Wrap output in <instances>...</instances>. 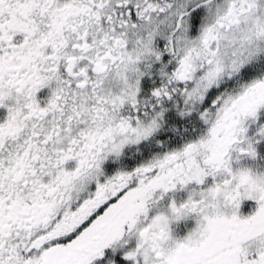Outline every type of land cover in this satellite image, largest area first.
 Here are the masks:
<instances>
[{"label": "snow or ice", "instance_id": "6c2138e0", "mask_svg": "<svg viewBox=\"0 0 264 264\" xmlns=\"http://www.w3.org/2000/svg\"><path fill=\"white\" fill-rule=\"evenodd\" d=\"M0 264H264V0H0Z\"/></svg>", "mask_w": 264, "mask_h": 264}]
</instances>
